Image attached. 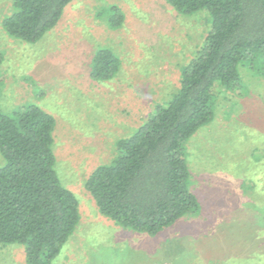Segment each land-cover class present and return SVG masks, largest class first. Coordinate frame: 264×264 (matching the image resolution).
Listing matches in <instances>:
<instances>
[{
  "label": "rangeland",
  "instance_id": "rangeland-1",
  "mask_svg": "<svg viewBox=\"0 0 264 264\" xmlns=\"http://www.w3.org/2000/svg\"><path fill=\"white\" fill-rule=\"evenodd\" d=\"M111 6L125 15L117 30L107 26L105 12L97 17ZM12 9L13 0H0V107L13 114L37 105L54 116L55 169L76 195L81 213L75 234L52 264H224L227 257L239 259L233 242L257 231L249 228L252 220L236 212L264 207V56L256 53L250 56L254 63L240 66L246 91L214 86L216 117L189 142L191 190L201 214L151 237L102 216L85 184L116 157V142L132 135L156 104L180 88L182 67L201 49L210 29L208 13L184 16L166 0H77L44 40L30 45L4 30ZM99 46L112 48L121 59L112 81L91 78ZM4 163L0 154V167ZM0 264H26L23 248L0 245Z\"/></svg>",
  "mask_w": 264,
  "mask_h": 264
},
{
  "label": "trees",
  "instance_id": "trees-1",
  "mask_svg": "<svg viewBox=\"0 0 264 264\" xmlns=\"http://www.w3.org/2000/svg\"><path fill=\"white\" fill-rule=\"evenodd\" d=\"M74 1L13 0L3 28L13 38L38 44ZM166 1L184 16L208 13L210 29L203 45L182 67L180 88L156 104L132 135L116 142V157L99 166L85 184L102 216L151 237L201 214L191 190L189 142L216 117L214 86L246 91L240 66L254 63L250 56L256 53L264 56V0ZM104 12L110 29L123 26L125 15L119 7L111 6L97 17ZM121 65L112 48L99 46L91 60V78L112 81ZM55 127L54 116L37 105L13 114L0 107V154L5 161L0 167V245L21 246L26 264H52L81 220L76 195L55 169ZM256 207L236 212L252 220L249 228L257 233L234 241L231 249L241 257H227L224 264H264V207Z\"/></svg>",
  "mask_w": 264,
  "mask_h": 264
},
{
  "label": "crops",
  "instance_id": "crops-1",
  "mask_svg": "<svg viewBox=\"0 0 264 264\" xmlns=\"http://www.w3.org/2000/svg\"><path fill=\"white\" fill-rule=\"evenodd\" d=\"M115 225H117V224H115ZM118 227V226H117Z\"/></svg>",
  "mask_w": 264,
  "mask_h": 264
}]
</instances>
